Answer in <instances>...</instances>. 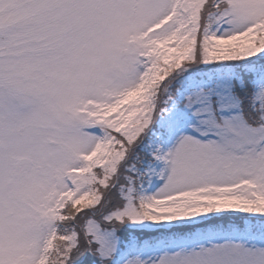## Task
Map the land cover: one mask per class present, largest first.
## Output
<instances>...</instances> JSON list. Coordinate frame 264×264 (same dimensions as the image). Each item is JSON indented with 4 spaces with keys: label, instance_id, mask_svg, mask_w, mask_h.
<instances>
[{
    "label": "snow or ice",
    "instance_id": "obj_1",
    "mask_svg": "<svg viewBox=\"0 0 264 264\" xmlns=\"http://www.w3.org/2000/svg\"><path fill=\"white\" fill-rule=\"evenodd\" d=\"M0 264H264V0H0Z\"/></svg>",
    "mask_w": 264,
    "mask_h": 264
}]
</instances>
